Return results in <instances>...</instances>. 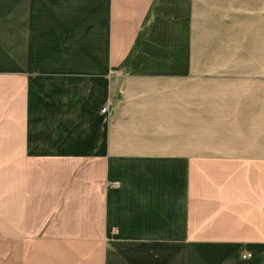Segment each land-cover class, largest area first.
I'll return each instance as SVG.
<instances>
[{"label": "crops", "instance_id": "1", "mask_svg": "<svg viewBox=\"0 0 264 264\" xmlns=\"http://www.w3.org/2000/svg\"><path fill=\"white\" fill-rule=\"evenodd\" d=\"M0 264H264V0H0Z\"/></svg>", "mask_w": 264, "mask_h": 264}, {"label": "built area", "instance_id": "2", "mask_svg": "<svg viewBox=\"0 0 264 264\" xmlns=\"http://www.w3.org/2000/svg\"><path fill=\"white\" fill-rule=\"evenodd\" d=\"M106 110H107V105H104V106L100 109L101 113H104ZM245 256H246V255L243 254V257H245Z\"/></svg>", "mask_w": 264, "mask_h": 264}]
</instances>
